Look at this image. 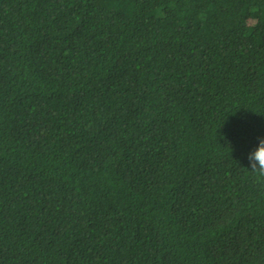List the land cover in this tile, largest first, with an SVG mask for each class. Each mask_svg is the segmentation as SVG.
<instances>
[{"label":"trees","instance_id":"obj_1","mask_svg":"<svg viewBox=\"0 0 264 264\" xmlns=\"http://www.w3.org/2000/svg\"><path fill=\"white\" fill-rule=\"evenodd\" d=\"M264 0H0V264H264Z\"/></svg>","mask_w":264,"mask_h":264},{"label":"clouds","instance_id":"obj_2","mask_svg":"<svg viewBox=\"0 0 264 264\" xmlns=\"http://www.w3.org/2000/svg\"><path fill=\"white\" fill-rule=\"evenodd\" d=\"M249 161V172L264 177V139H260L256 149L250 153Z\"/></svg>","mask_w":264,"mask_h":264}]
</instances>
